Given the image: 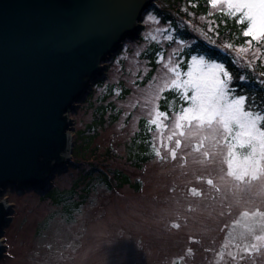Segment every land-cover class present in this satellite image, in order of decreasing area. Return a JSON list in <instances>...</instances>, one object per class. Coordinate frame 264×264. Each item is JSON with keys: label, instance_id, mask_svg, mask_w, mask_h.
<instances>
[{"label": "rangeland", "instance_id": "1", "mask_svg": "<svg viewBox=\"0 0 264 264\" xmlns=\"http://www.w3.org/2000/svg\"><path fill=\"white\" fill-rule=\"evenodd\" d=\"M159 7L153 0L138 37L123 41L69 112L70 161L50 196L10 186L0 194L10 205L0 264H264L261 121L180 115L179 90L166 81L177 57L183 66L196 53L185 57L193 40L181 45ZM220 11L211 5L189 30L217 34ZM262 46L246 44L237 58L264 62ZM106 166L130 183L107 187L94 169Z\"/></svg>", "mask_w": 264, "mask_h": 264}, {"label": "water", "instance_id": "2", "mask_svg": "<svg viewBox=\"0 0 264 264\" xmlns=\"http://www.w3.org/2000/svg\"><path fill=\"white\" fill-rule=\"evenodd\" d=\"M152 1L0 0V194L46 192L66 170L69 112L123 41L138 37ZM9 215L0 198V236Z\"/></svg>", "mask_w": 264, "mask_h": 264}, {"label": "snow or ice", "instance_id": "3", "mask_svg": "<svg viewBox=\"0 0 264 264\" xmlns=\"http://www.w3.org/2000/svg\"><path fill=\"white\" fill-rule=\"evenodd\" d=\"M213 6H221V10L228 16L236 18L245 24L243 35L247 37L248 50L253 45H264V0H209ZM171 39V37H170ZM185 43L180 39V44ZM215 44V41H210ZM229 49H234L233 44H228ZM239 51H245V45L239 46ZM244 63L251 66L252 61L244 57ZM186 68V70H184ZM172 77L166 81L169 90L177 89L184 106L179 110L181 116L186 114L201 115L205 112L215 113L226 111L234 118L243 116L250 118L256 125L264 120V112L251 111L246 103L247 96L234 90L233 72L226 67L217 57L210 52L190 55V60H185L183 66L179 57L171 67ZM238 79H247L241 75ZM264 84V80L261 81ZM163 91V89H160ZM163 110L157 107V114ZM167 113H165L166 115Z\"/></svg>", "mask_w": 264, "mask_h": 264}, {"label": "trees", "instance_id": "4", "mask_svg": "<svg viewBox=\"0 0 264 264\" xmlns=\"http://www.w3.org/2000/svg\"><path fill=\"white\" fill-rule=\"evenodd\" d=\"M160 1V7L155 8L156 15L162 22H168L174 29L175 35L184 40L192 39L193 41L186 48L185 57H189L191 53L210 52L217 57L221 62L225 63L226 67L233 72L234 76V90L238 89L240 94L247 96V105L251 111L264 112V62L260 59L252 62L251 66L246 63L240 62L238 48L240 45H246L247 37L243 35V28L245 24H241L237 19L229 17L226 12L222 10L219 12L221 17H218L220 28L218 33L215 34L207 30L205 36H198L192 33L188 28V22L195 24L196 18L200 14H206L211 7L209 0H197L195 6L187 3V0H173L172 2ZM221 20H224V24ZM178 21L185 23L184 26H179ZM215 41V44L210 43ZM228 44H233L234 49H229ZM262 56L264 57V45L262 46ZM244 75L247 79H238L239 76ZM261 127L264 129V120H261ZM112 152L111 149L106 151V156ZM98 176L102 179L105 185L111 187L112 180H117L116 187H121L123 183H130L127 176L121 174L120 171L109 170L107 166L104 169L94 168ZM120 181V182H118ZM139 186L138 183H136ZM50 196V190L46 192Z\"/></svg>", "mask_w": 264, "mask_h": 264}]
</instances>
